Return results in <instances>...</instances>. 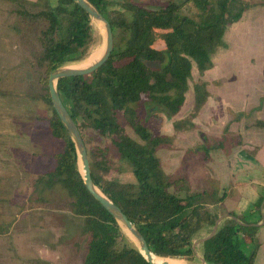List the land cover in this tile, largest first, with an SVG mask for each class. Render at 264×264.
Masks as SVG:
<instances>
[{"label": "trees", "instance_id": "16d2710c", "mask_svg": "<svg viewBox=\"0 0 264 264\" xmlns=\"http://www.w3.org/2000/svg\"><path fill=\"white\" fill-rule=\"evenodd\" d=\"M14 29L29 60L31 74L38 72L41 89L20 92L41 97L51 104L49 127L63 140L54 152L55 164L32 177L33 198L61 201L83 217L80 240L85 243L80 264H152L125 234L116 217L87 188L78 163L74 140L58 115L49 92L50 72L68 62L90 55L96 41L94 24L75 0H8ZM111 22L114 47L98 69L62 77L58 90L77 121L87 145L92 176L100 189L114 200L145 235L150 248L163 257L193 259L197 234L215 225L229 187L211 174L215 151L230 152L244 143L240 130L229 125L220 135L202 131V140L188 147L174 170L165 168L159 153L172 147L175 137L151 129L148 102L169 116L184 106L194 66L200 76L193 85L194 103L189 116L174 119L176 130L197 127L195 117L208 100L210 90L203 77L214 65L213 53L227 44L229 26L257 2L252 0H90ZM188 8V10H186ZM96 25V24H95ZM35 70V71H33ZM4 90L1 93L19 94ZM243 113H238L241 118ZM264 128V118L245 126ZM133 130L134 133L130 131ZM260 147H245L255 157ZM128 165L134 180L112 176ZM232 184V183H230ZM229 184V185H230ZM264 195L255 203L256 219L233 210L215 233L202 242L209 264H254L260 245L258 221ZM214 227V226H213ZM253 242L247 252L245 243ZM180 259V258H179ZM42 264H51L42 261Z\"/></svg>", "mask_w": 264, "mask_h": 264}, {"label": "rangeland", "instance_id": "374dc122", "mask_svg": "<svg viewBox=\"0 0 264 264\" xmlns=\"http://www.w3.org/2000/svg\"><path fill=\"white\" fill-rule=\"evenodd\" d=\"M141 1L154 3L157 0ZM10 6L8 0H0V37L5 38L0 40V128H8V134L0 135V264H42L44 260L51 264H80L85 243L81 240L76 256L74 242L80 240L83 217L74 214L64 199L41 202L33 198L32 177L55 164L54 152L62 149L63 140L51 133V104L41 97L20 93L35 88L40 90L41 86L37 81L38 72L31 74L26 51L9 25L12 17ZM94 33L96 41L88 57L96 53L101 55L105 45L104 29L94 24ZM225 40L227 44L213 53V67L203 74L211 96L208 107L197 115L201 124L198 122L197 127L187 130H176L173 124L175 118L189 116L193 108V85L200 76L196 66L189 80L186 102L176 115L169 116L162 107L147 103L149 113L157 112L162 116V119L150 121L151 129L175 137L172 147L159 150L169 171L179 166L188 147H195L202 140V131L208 132L209 129L212 133H219L229 122L230 130L242 129L249 134L243 127L244 121L254 119L260 113L261 109L256 107L264 94V11L255 9L241 22L231 24ZM2 90H18L19 94L1 93ZM237 112L243 114L240 120L233 121L234 116L238 117ZM205 118L210 122L206 123ZM130 131L134 133L132 129ZM249 139L246 138L242 145L230 152L223 149L215 151L210 163L211 174L220 178L221 185L228 181L232 169L240 167L243 149L254 147L247 144ZM111 175L125 181L134 180L128 165L122 171L113 170ZM211 207L218 211L216 206ZM213 226L197 234L193 259L185 256L177 259L203 264L200 239L209 234ZM122 228L136 244L135 238L124 226ZM244 249L247 251L246 245Z\"/></svg>", "mask_w": 264, "mask_h": 264}, {"label": "water", "instance_id": "95a60500", "mask_svg": "<svg viewBox=\"0 0 264 264\" xmlns=\"http://www.w3.org/2000/svg\"><path fill=\"white\" fill-rule=\"evenodd\" d=\"M83 8L87 10L93 21H102L104 23L103 29L105 32V45L101 56L86 66L70 67L66 65H60L56 69L52 70L49 75V92L53 105L64 123L66 129L71 135L75 142L78 152V163L80 170L83 174L84 182L90 192L116 217L119 223L124 226L128 232L135 238L137 246L146 256V258L152 264H161L153 259V253H155L149 246V243L139 229V227L132 221L128 214L108 195H106L100 187L95 183L92 176L91 161L87 149L86 142L82 135L81 129L77 121L70 113L68 107L63 101V98L58 90L57 82L60 78L70 75H79L92 72L103 65L110 57L114 47V33L110 20L90 1V0H75ZM229 215V214H228ZM221 217H219L212 229V231L200 240L203 241L205 238L211 236L217 230ZM196 246V242H194ZM203 264H209L202 256Z\"/></svg>", "mask_w": 264, "mask_h": 264}, {"label": "crops", "instance_id": "0c3cea01", "mask_svg": "<svg viewBox=\"0 0 264 264\" xmlns=\"http://www.w3.org/2000/svg\"><path fill=\"white\" fill-rule=\"evenodd\" d=\"M255 2L257 3L253 5L251 8H249L248 10H246V12L244 13L241 19H239L238 21H235L232 24L241 22L244 19L246 14H250L255 9L261 8L264 11V0H255ZM248 31H250V29ZM2 39H5V38H3L2 36L0 37V40ZM210 96H211V93L208 97L207 102L205 103V105L202 107L201 110L208 107L207 105L210 101L209 99ZM262 97L264 98V94L262 95ZM262 97H261V101H259V105L256 107V109H259V110L261 109L260 110L261 114L259 113V115H257L255 118L257 117L264 118V99L262 101ZM199 115H201V111ZM198 118L197 116L195 117V121L197 123L199 122ZM236 120H240V118L238 119L237 117L234 116L233 121H236ZM204 121L207 123V122H210V119L207 120L205 118ZM228 123H225L224 128L219 133H212L211 131H209L207 127L208 132L211 134L220 135ZM245 123L246 122L244 121L243 127L244 129H247L248 132L250 133L247 134L242 129L240 130L244 136V142L246 138L250 137L249 141H247V144L251 143L254 146L258 145L260 149L255 157L245 156L242 153L243 152L242 151L240 154V162H239L241 164L240 167H236V169L235 168L232 169L230 178L228 179V181L226 180L227 182L226 181L224 182L222 180V183L224 182L222 186H228L229 193L226 196V198L223 200L222 204L214 205L217 207L218 212H220L219 217H221V220L219 224H221L222 222L226 221L229 217H231L230 215H228V212L226 211L223 212L222 211L223 209L233 210L239 215L247 214L248 216L254 219L259 217V214H257L255 203L260 199L261 195H264V132H263L264 128H261L255 125L246 127ZM234 131H237V130H234ZM4 132L8 134L7 126H4V127L2 126L0 128V135H4L5 134ZM1 166H3V163L1 164ZM261 212L262 213L264 212V200L262 202ZM258 223L260 224V229L258 231L260 245H259V248L257 250L256 256L254 259V264H264V216L258 221ZM245 245L248 248L247 252H250L253 249V242L250 243L247 240Z\"/></svg>", "mask_w": 264, "mask_h": 264}, {"label": "bare ground", "instance_id": "6f19581e", "mask_svg": "<svg viewBox=\"0 0 264 264\" xmlns=\"http://www.w3.org/2000/svg\"><path fill=\"white\" fill-rule=\"evenodd\" d=\"M94 23L97 26H100L101 29H103L104 23L102 21H94ZM104 49V46H103ZM99 53L93 54L92 56L88 57L87 59L81 61V62H76V63H68L66 64V66H70V67H79V66H86L91 64L92 62H94L95 60H97L100 56ZM99 56V57H98ZM98 57V58H97ZM203 249V248H202ZM153 259L161 264H190L189 262H186L184 260L181 259H177V258H170V257H163V256H159L155 253H153Z\"/></svg>", "mask_w": 264, "mask_h": 264}]
</instances>
